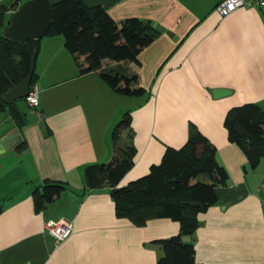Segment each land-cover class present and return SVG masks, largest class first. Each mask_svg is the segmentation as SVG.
Returning a JSON list of instances; mask_svg holds the SVG:
<instances>
[{
	"label": "crops",
	"instance_id": "crops-1",
	"mask_svg": "<svg viewBox=\"0 0 264 264\" xmlns=\"http://www.w3.org/2000/svg\"><path fill=\"white\" fill-rule=\"evenodd\" d=\"M84 1L104 6L116 21L139 17L164 27L141 65L106 60L137 74L151 95L118 94L97 72L80 73L62 35L43 37L35 66L39 105L22 112L25 124L7 132L15 141L0 155V264H158L162 253L150 244L178 234L180 222L154 218L137 226L116 215L108 187L91 191L85 179L86 166L116 156L112 131L128 110L137 152L118 186L148 174L167 146L182 147L195 124L229 173L218 202L198 215L195 264H264V159L250 168L224 125L234 106L264 108V6L222 16L223 0ZM215 89L230 93L215 97ZM46 180L67 189L37 212L32 194ZM61 220L71 221L73 232L58 243L46 224Z\"/></svg>",
	"mask_w": 264,
	"mask_h": 264
},
{
	"label": "trees",
	"instance_id": "trees-1",
	"mask_svg": "<svg viewBox=\"0 0 264 264\" xmlns=\"http://www.w3.org/2000/svg\"><path fill=\"white\" fill-rule=\"evenodd\" d=\"M0 2V115L10 114L18 127L25 124L18 104L5 100L10 87L23 80L37 57L43 38L21 42L4 34L10 24L11 11L25 0ZM52 24L45 37L62 35L65 47L75 57L80 73L97 72L115 92L124 96H149L137 74L127 75L120 68L107 67L106 60L141 65L140 55L162 33L154 21L127 17L116 21L102 5H88L84 0L52 2ZM85 59V64L79 62ZM34 71L31 88L37 81ZM132 112L126 111L114 126L112 138L117 150L108 163L90 164L85 168L89 190L110 189L116 215L143 226L154 218H170L180 222L178 234L159 239L164 253L158 264H195V231L198 215L218 202L217 188L226 186L227 169L217 159V148L191 123L187 142L180 148L167 146L160 163L153 164L148 174L119 187L123 176L134 165L137 149L133 143ZM229 140L237 144L256 169L264 159V108L258 103H244L229 109L224 121ZM127 132L129 143L119 141ZM25 143V142H24ZM203 177V178H202ZM67 189L66 183L46 180L33 191L35 210L43 211ZM3 206L0 205V213ZM183 236L191 237L183 241Z\"/></svg>",
	"mask_w": 264,
	"mask_h": 264
},
{
	"label": "water",
	"instance_id": "water-1",
	"mask_svg": "<svg viewBox=\"0 0 264 264\" xmlns=\"http://www.w3.org/2000/svg\"><path fill=\"white\" fill-rule=\"evenodd\" d=\"M51 7L52 0H27L12 12L10 24L5 28L4 34L21 42L45 37L52 24ZM153 26L160 31H164V27L159 25L158 22H154ZM169 35L172 36L173 33L170 32ZM35 66L36 57H33L28 75L23 80L9 88L5 93L6 101L15 102L25 99L28 96L31 89V81ZM228 93H230V90L228 89L214 90L215 97H220ZM0 105H4V103L0 102ZM12 126H15V122L12 118H9L7 121H0V155L6 152L15 141V138L7 137V132ZM190 240L191 237L183 236V241L187 242ZM149 247L161 249L163 245L152 243Z\"/></svg>",
	"mask_w": 264,
	"mask_h": 264
},
{
	"label": "built area",
	"instance_id": "built-area-1",
	"mask_svg": "<svg viewBox=\"0 0 264 264\" xmlns=\"http://www.w3.org/2000/svg\"><path fill=\"white\" fill-rule=\"evenodd\" d=\"M258 5L260 7L264 6V0H223L217 5V11L222 15L226 16L233 11L241 7H251ZM29 106L37 108L39 105V90L36 85H34L25 98ZM39 116L45 114L44 111L38 110ZM46 230L48 233L55 238L59 243L70 237L73 232V223L69 220H61L59 222H49L46 224Z\"/></svg>",
	"mask_w": 264,
	"mask_h": 264
},
{
	"label": "rangeland",
	"instance_id": "rangeland-1",
	"mask_svg": "<svg viewBox=\"0 0 264 264\" xmlns=\"http://www.w3.org/2000/svg\"><path fill=\"white\" fill-rule=\"evenodd\" d=\"M26 1H27V0H25V2H26ZM4 3L9 4L10 1H9V0H5ZM123 72H124V71H123ZM127 75H128V74H127ZM148 92L151 94L150 91H148ZM137 98L140 99L141 97H137ZM143 98H144V100L146 101V100L149 99V96H143ZM16 104H18V106L21 108L22 112H25L27 115H30V114H31V113H30L31 107L27 104L26 99L18 100V101H16ZM125 110H127V109H125ZM123 114H124V113H122V115H121L120 118L116 121L115 124H117V123L122 119ZM125 133H126V132H125ZM125 133H124V134H125ZM124 134H123L122 138H120V141H119V144H120V146H122V147L125 146V145L127 144V142H128V138H127L126 135H124ZM202 178H203V177H202ZM177 222H178V221H177ZM158 251H161V253H164L162 249H160V250H158Z\"/></svg>",
	"mask_w": 264,
	"mask_h": 264
},
{
	"label": "flooded vegetation",
	"instance_id": "flooded-vegetation-1",
	"mask_svg": "<svg viewBox=\"0 0 264 264\" xmlns=\"http://www.w3.org/2000/svg\"><path fill=\"white\" fill-rule=\"evenodd\" d=\"M5 114V113H4ZM7 114V113H6ZM8 115V114H7ZM8 116H10V117H12L10 114L8 115ZM13 118V117H12ZM8 119V118H7ZM15 121V120H14ZM16 123V125H17V122H15ZM18 127V126H17Z\"/></svg>",
	"mask_w": 264,
	"mask_h": 264
}]
</instances>
